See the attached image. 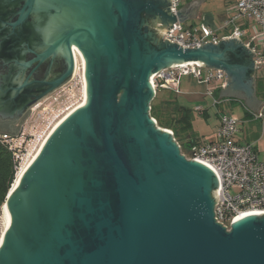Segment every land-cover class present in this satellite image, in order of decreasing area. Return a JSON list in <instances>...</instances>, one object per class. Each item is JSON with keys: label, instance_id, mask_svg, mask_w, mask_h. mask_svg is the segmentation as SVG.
<instances>
[{"label": "water", "instance_id": "water-1", "mask_svg": "<svg viewBox=\"0 0 264 264\" xmlns=\"http://www.w3.org/2000/svg\"><path fill=\"white\" fill-rule=\"evenodd\" d=\"M171 2L26 1L53 31L37 59L65 49L72 67L75 45L86 95L8 192L0 264H264V214L229 230L215 222V174L149 114L152 74L195 62L228 77L218 99H243L258 115L260 56L237 37L193 49L162 41L180 17Z\"/></svg>", "mask_w": 264, "mask_h": 264}, {"label": "built area", "instance_id": "built-area-1", "mask_svg": "<svg viewBox=\"0 0 264 264\" xmlns=\"http://www.w3.org/2000/svg\"><path fill=\"white\" fill-rule=\"evenodd\" d=\"M182 1L172 0L169 10L173 16L179 12ZM172 26L162 40L166 39L183 49L237 37L250 52L260 56H252L255 69L264 70V0H237L232 14L221 27V35L204 25L187 28L176 21ZM182 76H192L201 84L214 85L205 95L212 99L213 106L220 104L221 100L214 96V91L225 89L224 72L207 69L195 62L177 64L155 72L150 77V83L155 94L159 89L179 94ZM253 116L262 118L261 114ZM167 131L173 135L172 131ZM237 132V120L220 115L213 141L191 145L187 154L181 153L187 160L201 163L215 174L218 185L215 190L217 203L213 208L214 219L226 230L242 214H264V163L251 145L242 144L236 139ZM16 160L19 167L20 157L17 154Z\"/></svg>", "mask_w": 264, "mask_h": 264}, {"label": "flooded vegetation", "instance_id": "flooded-vegetation-1", "mask_svg": "<svg viewBox=\"0 0 264 264\" xmlns=\"http://www.w3.org/2000/svg\"><path fill=\"white\" fill-rule=\"evenodd\" d=\"M26 1L0 0V132L12 135L19 133L42 99L51 97L73 80L79 61L73 45L72 67L65 49L64 53L55 50L54 55L37 59L45 51L53 31L47 15L29 13ZM145 21L148 25L150 18ZM236 53L247 56L241 49Z\"/></svg>", "mask_w": 264, "mask_h": 264}, {"label": "rangeland", "instance_id": "rangeland-1", "mask_svg": "<svg viewBox=\"0 0 264 264\" xmlns=\"http://www.w3.org/2000/svg\"><path fill=\"white\" fill-rule=\"evenodd\" d=\"M232 2L233 0H212L210 7H214L215 10L224 9L226 5ZM83 72L82 66L78 61L73 80L61 89H58L51 97L42 99L40 104L25 119L19 133L13 135L12 145L18 151L17 155L20 157V164L26 162L34 154L46 135L63 116L82 104L85 99V79L83 78ZM212 87L214 86L201 84L192 76H182L180 79L179 94H173L168 90L159 89L156 92L157 96L155 94V102L172 98L180 106L191 109L193 111V119L190 129L204 143L212 139L214 140L220 114L234 118L238 123L236 139L242 144H249L252 147H256L259 159L264 163V107L258 113L262 115V118L257 119L253 116L255 113L245 116L244 103L240 100H226L223 98L218 106H208L207 116H202L195 112L194 103H190L189 101L185 103V100H188L185 92L187 94L194 92L203 95L204 97L202 99H205L207 105L208 103L211 104L212 99L206 97L205 93L208 89H212ZM43 107L45 110L41 109ZM3 229L4 220L2 211L0 210V236Z\"/></svg>", "mask_w": 264, "mask_h": 264}, {"label": "trees", "instance_id": "trees-1", "mask_svg": "<svg viewBox=\"0 0 264 264\" xmlns=\"http://www.w3.org/2000/svg\"><path fill=\"white\" fill-rule=\"evenodd\" d=\"M156 96L150 104V117L156 121L159 128L172 131L182 154H187L191 145L204 143L190 129L193 119L191 109L180 106L172 98L155 102ZM13 139L14 136L9 132H0V210L15 180L18 167V151L12 145Z\"/></svg>", "mask_w": 264, "mask_h": 264}, {"label": "crops", "instance_id": "crops-1", "mask_svg": "<svg viewBox=\"0 0 264 264\" xmlns=\"http://www.w3.org/2000/svg\"><path fill=\"white\" fill-rule=\"evenodd\" d=\"M211 2L212 0H183L181 2V6L179 9L180 17L178 21L181 22L187 28L198 27L200 25H204L212 29L213 31H215L217 35H221L223 33V31L221 30V27L224 21L232 14L233 7L235 3L237 2V0H233V2L226 5L224 9L221 8L218 10H215L214 7L212 8L210 7ZM251 61H253V57H251ZM227 80H228V77H225L226 85H227ZM219 93H220V90L214 91V96L217 99L219 98ZM254 94H255V98L257 99V101H262V102L264 101V70L254 69ZM185 96L186 98H188V100H185V103H188V101L190 103H194L195 112H197L199 115H202V116L208 115V106H211L212 103L211 104L208 103L207 105L205 99H202V97H204L203 95L199 93H194V92L191 94L190 93L187 94L185 92ZM223 98L226 100H240L242 101V103H244L243 99H239L237 97H231V96H224V97H221L219 100ZM243 105H244V110H245V116H249L250 114L254 113L245 104ZM263 107H264V104L261 106L259 113L262 111ZM197 108H199V110H196ZM220 115H223V114H220ZM211 141H213V139ZM253 148L255 149L257 156L259 158L256 147L253 146Z\"/></svg>", "mask_w": 264, "mask_h": 264}, {"label": "bare ground", "instance_id": "bare-ground-1", "mask_svg": "<svg viewBox=\"0 0 264 264\" xmlns=\"http://www.w3.org/2000/svg\"><path fill=\"white\" fill-rule=\"evenodd\" d=\"M74 47H73V53L75 54V53H77V51H76V49H75V45H73ZM78 54V53H77ZM86 82H84V84H85ZM84 88H85V85H84ZM85 97V96H84ZM84 101H85V99H84ZM83 101V102H84ZM83 102H82V104H83ZM82 104H80V105H82ZM79 105V106H80ZM74 109H76V108H74ZM73 109V110H74ZM73 110H71L69 113H71ZM69 113H67L65 116H67ZM65 116H63L54 126H53V128L50 130V132L46 135V137L43 139V141L40 143V145H39V147L37 148V150L34 152V154L33 155H31L30 156V158L26 161V162H24V163H22V164H20L19 165V167L17 168V172H16V175H15V180H14V182H13V184H12V186H11V188H10V190H9V193H11L14 189H15V187H16V185H17V183H18V181H19V179H20V177H21V175H22V173L25 171V169L29 166V164L32 162V160L34 159V157L36 156V154L38 153V151L40 150V148H41V146L43 145V143L45 142V140L47 139V137L50 135V133L52 132V130L55 128V126L65 117ZM5 208H6V203H4L3 204V206L1 207V211H2V216H3V220H4V229H3V231H2V233H1V236H0V245H1V242H2V240H3V237H4V234H5V232H6V224H5V219H4V211H5ZM249 215V213H246V214H242V215H240L236 220H238V219H240V218H242V217H245V216H248Z\"/></svg>", "mask_w": 264, "mask_h": 264}]
</instances>
